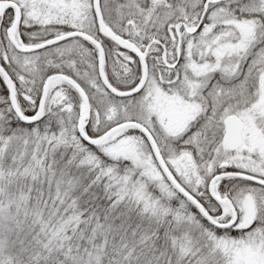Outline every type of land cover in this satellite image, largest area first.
Listing matches in <instances>:
<instances>
[{
  "label": "snow or ice",
  "instance_id": "1",
  "mask_svg": "<svg viewBox=\"0 0 264 264\" xmlns=\"http://www.w3.org/2000/svg\"><path fill=\"white\" fill-rule=\"evenodd\" d=\"M0 264H264V0H0Z\"/></svg>",
  "mask_w": 264,
  "mask_h": 264
}]
</instances>
